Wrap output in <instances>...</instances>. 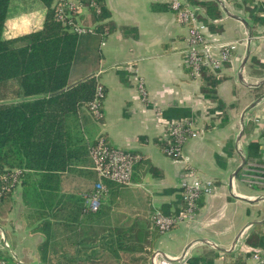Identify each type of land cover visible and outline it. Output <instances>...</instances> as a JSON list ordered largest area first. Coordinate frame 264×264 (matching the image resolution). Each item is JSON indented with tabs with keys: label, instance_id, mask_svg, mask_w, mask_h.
Wrapping results in <instances>:
<instances>
[{
	"label": "crops",
	"instance_id": "0c3cea01",
	"mask_svg": "<svg viewBox=\"0 0 264 264\" xmlns=\"http://www.w3.org/2000/svg\"><path fill=\"white\" fill-rule=\"evenodd\" d=\"M172 1L104 0L110 17L98 24L85 12L79 24L94 33L79 36L70 79L75 83L95 77L104 90L103 119L94 124L97 137L104 136L114 148L136 153L157 171L151 175L144 167L139 182L130 186L131 202L119 213L138 218L153 230L163 205L172 211L178 208L185 182L197 180L212 186L198 201L195 215L182 221V211L175 227L162 234L150 254L157 251L178 258L174 264H190L194 255L213 249L257 264L258 257L264 260V252L244 240L254 226L264 223V191L251 188L264 184L244 182L242 169L232 176L243 162L246 165L244 150L251 142H259L262 161L250 164L264 166V27H257L252 35L250 17L238 5L240 1L216 0L221 18L212 31L205 10L186 0L190 7L202 10L199 20L208 28L212 59H220L227 45L235 46L221 67L206 65L222 79L217 94L224 109L219 110L218 104L202 95L200 72L186 64L191 27L180 21ZM46 15L47 9L36 0H29L27 7L21 2L9 12L3 38L41 30ZM103 24L109 28L98 29ZM172 108L193 115L182 119L188 121L190 136L177 157H169L166 147L161 149L168 135L164 113ZM238 179L250 188L248 192L239 190ZM16 193L15 209L0 226L25 264H40L36 248L41 236L33 228L16 225V220H22V190ZM16 209L19 216H15ZM214 264H225V259Z\"/></svg>",
	"mask_w": 264,
	"mask_h": 264
},
{
	"label": "trees",
	"instance_id": "16d2710c",
	"mask_svg": "<svg viewBox=\"0 0 264 264\" xmlns=\"http://www.w3.org/2000/svg\"><path fill=\"white\" fill-rule=\"evenodd\" d=\"M28 1L0 0V224L15 209V194L21 189L22 217L27 227L41 236L36 248L40 264H151L149 249L162 234L156 227L150 230L147 223L118 212L131 202L130 186L105 180L108 192L99 211L92 213L85 208L84 196L95 191L99 180L97 172L90 169V151L101 138L110 144L104 136L97 137L94 124L99 125L103 118L96 119L89 109L96 94V78L75 83L70 79L80 34L73 25L57 19L55 0H36L47 9L42 29L13 39L3 38L9 12L21 2L27 7ZM80 1L88 7L86 12L93 23H103L110 17L104 0ZM187 1L205 10L213 31L221 18L220 3ZM239 1L250 17L254 35L257 27H264V2L253 6L256 0ZM83 17L74 19L78 24ZM86 28L94 33L91 27ZM107 28L109 25L103 24L98 29ZM199 79L204 98L218 104L219 110L224 109L217 94L222 81L218 73L204 66ZM191 116L186 109L172 108L164 113L171 122ZM187 126L183 127L186 139L190 136ZM166 146L163 144L161 149ZM259 148V142L247 144L246 165L261 163ZM145 164L141 157L134 167L132 183L139 182L145 166L151 175L157 173ZM255 188L264 191V186ZM179 192L178 208L172 211L163 205L162 215L176 218L185 211L184 190ZM244 241L247 246L264 250V223L254 226ZM222 257L225 264H247L234 253L213 249L194 255L189 263L214 264ZM0 264L15 263L0 249Z\"/></svg>",
	"mask_w": 264,
	"mask_h": 264
},
{
	"label": "built area",
	"instance_id": "2783aa9c",
	"mask_svg": "<svg viewBox=\"0 0 264 264\" xmlns=\"http://www.w3.org/2000/svg\"><path fill=\"white\" fill-rule=\"evenodd\" d=\"M233 1V0H231ZM237 1V0H236ZM239 1V0H238ZM264 0H256L253 6H258ZM93 6V4H92ZM54 9L56 10L57 19L64 25H73L74 30L78 34L91 33V30L85 26L77 24L74 17L83 15L88 7L83 5L80 0H55ZM171 7L177 12L182 23L191 27L190 37L188 39V47L185 51L186 64L190 66L195 73L200 72L201 68L211 65L214 68L221 67L222 62L227 61L231 57L234 45L224 47L222 56L218 60L210 57L208 42V28L199 20L202 10L196 7H190L186 0H173ZM201 11V13H200ZM104 99V90L101 86H97L94 100L89 104V109L96 119H102L101 103ZM168 128L166 137L165 152L169 157H177L181 153V149L186 141L183 133V127L188 124L187 120L182 121H165ZM175 141H174V140ZM174 141V142H173ZM92 159L91 170L97 172L98 183L95 191L90 195H85V208L87 211L98 212L104 196L108 189L105 180L112 181L122 186H131L134 167L139 162L140 156L130 151L120 150L108 145L103 138L99 139L97 145L90 151ZM245 176L249 180V184H264V166L245 165ZM184 200L186 209L181 214L179 220L192 218L198 208L200 198L209 193L212 189L211 184L193 181L191 184L186 182L183 184ZM3 191L0 190V199ZM178 221L176 218L164 216L157 213L154 218V225L161 234L168 233ZM0 249L8 253L15 264H25L15 253L5 231L0 226ZM253 251H257L253 249ZM258 252H264V250ZM264 254V253H262ZM178 258L166 256L160 252L153 251L151 253V264H174ZM257 264H264V260L258 257Z\"/></svg>",
	"mask_w": 264,
	"mask_h": 264
},
{
	"label": "rangeland",
	"instance_id": "374dc122",
	"mask_svg": "<svg viewBox=\"0 0 264 264\" xmlns=\"http://www.w3.org/2000/svg\"><path fill=\"white\" fill-rule=\"evenodd\" d=\"M246 6L248 7L249 6V4H246ZM231 45V44H230ZM73 81V78L71 79V82ZM240 174L245 178V180H244V182H246V183H249V180L246 178V174L247 173H245V166L242 168V170L240 171ZM237 183H238V187H239V190L240 191H243L244 189H246L247 190V188H249L248 186H246L245 184H243V183H241V181L238 179L237 180ZM262 184V183H261ZM253 185V184H252ZM259 186H261V185H259ZM251 188H254L256 191H258V192H260V190H257L255 187H251ZM250 189V188H249ZM246 192V191H245ZM247 192H248V190H247ZM17 194V193H16ZM16 194H15V198H16ZM20 207V206H19ZM18 207V208H19ZM16 208H17V206H16ZM253 208H251V211H253L252 210ZM17 211H16V213H15V216H19V214H20V211L18 210V209H16ZM245 218H250V217H245ZM15 220V219H14ZM7 222V221H6ZM20 222V223H19ZM0 225H5V222L3 223H1ZM15 225V224H14ZM16 225L19 227V228H21V227H27L26 226V222H24V220H23V217H22V220L21 221H18V220H16ZM236 254V253H235ZM150 258H151V254H150ZM149 258V259H150Z\"/></svg>",
	"mask_w": 264,
	"mask_h": 264
},
{
	"label": "water",
	"instance_id": "95a60500",
	"mask_svg": "<svg viewBox=\"0 0 264 264\" xmlns=\"http://www.w3.org/2000/svg\"><path fill=\"white\" fill-rule=\"evenodd\" d=\"M244 165H245V162H243V164L234 172V174H233V176H232V179H234L235 178V176L239 173V171L244 167ZM183 257H185V254H184V256Z\"/></svg>",
	"mask_w": 264,
	"mask_h": 264
}]
</instances>
